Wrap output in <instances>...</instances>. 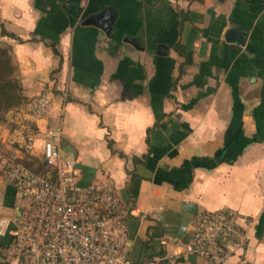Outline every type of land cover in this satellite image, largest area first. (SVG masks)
Returning a JSON list of instances; mask_svg holds the SVG:
<instances>
[{
  "label": "crops",
  "instance_id": "crops-1",
  "mask_svg": "<svg viewBox=\"0 0 264 264\" xmlns=\"http://www.w3.org/2000/svg\"><path fill=\"white\" fill-rule=\"evenodd\" d=\"M0 31L20 86L0 123V264L24 208L4 162H42L57 126L77 184L118 198L132 264H206L187 246L218 210L245 235L226 264H264V0H0ZM42 94L47 114L28 112Z\"/></svg>",
  "mask_w": 264,
  "mask_h": 264
},
{
  "label": "built area",
  "instance_id": "built-area-1",
  "mask_svg": "<svg viewBox=\"0 0 264 264\" xmlns=\"http://www.w3.org/2000/svg\"><path fill=\"white\" fill-rule=\"evenodd\" d=\"M49 100L40 95L28 103V112L46 115ZM61 140L60 126L45 131L42 172L5 160V178L18 190L24 208L2 255L12 264H132L124 247L126 229L118 215V198L107 188L77 184L74 162L63 156ZM25 148H33V136ZM239 220L232 210L198 213L187 253L205 258L206 264H226L245 244ZM243 223L250 221L244 218ZM0 226L4 233L7 225Z\"/></svg>",
  "mask_w": 264,
  "mask_h": 264
},
{
  "label": "trees",
  "instance_id": "trees-1",
  "mask_svg": "<svg viewBox=\"0 0 264 264\" xmlns=\"http://www.w3.org/2000/svg\"><path fill=\"white\" fill-rule=\"evenodd\" d=\"M0 34H4V31H0ZM15 71L9 48L0 47V123L4 120L5 111L20 101V86ZM22 164L35 173L45 169L44 163L36 160L22 161Z\"/></svg>",
  "mask_w": 264,
  "mask_h": 264
},
{
  "label": "water",
  "instance_id": "water-1",
  "mask_svg": "<svg viewBox=\"0 0 264 264\" xmlns=\"http://www.w3.org/2000/svg\"><path fill=\"white\" fill-rule=\"evenodd\" d=\"M108 19V16L106 13L101 14V16H93L86 20V24H94L97 26H102L103 22H105ZM103 27V26H102ZM225 40L227 42H233L240 45L244 44V39L242 35L234 29H230L225 34Z\"/></svg>",
  "mask_w": 264,
  "mask_h": 264
},
{
  "label": "rangeland",
  "instance_id": "rangeland-1",
  "mask_svg": "<svg viewBox=\"0 0 264 264\" xmlns=\"http://www.w3.org/2000/svg\"><path fill=\"white\" fill-rule=\"evenodd\" d=\"M0 47H4V46H1V44H0Z\"/></svg>",
  "mask_w": 264,
  "mask_h": 264
}]
</instances>
